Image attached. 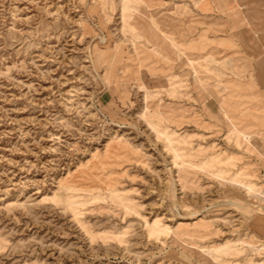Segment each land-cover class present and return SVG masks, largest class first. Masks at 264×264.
<instances>
[{
	"label": "rangeland",
	"instance_id": "obj_1",
	"mask_svg": "<svg viewBox=\"0 0 264 264\" xmlns=\"http://www.w3.org/2000/svg\"><path fill=\"white\" fill-rule=\"evenodd\" d=\"M263 48L264 0H0V264H264Z\"/></svg>",
	"mask_w": 264,
	"mask_h": 264
},
{
	"label": "bare ground",
	"instance_id": "obj_2",
	"mask_svg": "<svg viewBox=\"0 0 264 264\" xmlns=\"http://www.w3.org/2000/svg\"><path fill=\"white\" fill-rule=\"evenodd\" d=\"M249 24V26H250V29H252V23H248ZM253 30V29H252ZM251 30V31H252ZM255 34H256V32L257 31H253ZM264 49V48H263ZM240 133V132H239ZM243 139H244V141L247 143V145H250V147H251V149H254L255 148V146L251 143V139H250V137L249 136H246V135H243ZM260 141H262V142H264V135H260ZM263 146H264V144H263ZM258 155H259V157L261 158V160H262V162H263V164H264V147L258 152ZM254 238V237H253ZM250 241V240H249ZM254 243V240H252L250 243H248V244H253Z\"/></svg>",
	"mask_w": 264,
	"mask_h": 264
},
{
	"label": "crops",
	"instance_id": "obj_3",
	"mask_svg": "<svg viewBox=\"0 0 264 264\" xmlns=\"http://www.w3.org/2000/svg\"><path fill=\"white\" fill-rule=\"evenodd\" d=\"M246 27H248V26L246 25ZM256 34H257V33H256ZM256 34L254 35V33H253L254 36H256ZM260 68H261V66H260Z\"/></svg>",
	"mask_w": 264,
	"mask_h": 264
}]
</instances>
